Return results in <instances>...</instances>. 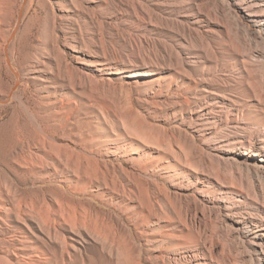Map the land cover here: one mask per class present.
I'll return each instance as SVG.
<instances>
[{"label": "bare ground", "instance_id": "1", "mask_svg": "<svg viewBox=\"0 0 264 264\" xmlns=\"http://www.w3.org/2000/svg\"><path fill=\"white\" fill-rule=\"evenodd\" d=\"M33 2L0 0V264H264V0Z\"/></svg>", "mask_w": 264, "mask_h": 264}, {"label": "rangeland", "instance_id": "2", "mask_svg": "<svg viewBox=\"0 0 264 264\" xmlns=\"http://www.w3.org/2000/svg\"><path fill=\"white\" fill-rule=\"evenodd\" d=\"M34 2L33 3H35V0H33ZM52 2H54V0H51ZM30 2V0H26V3L28 4ZM22 4H23V2H22ZM21 7H19V10H18V13H17V19H16V22L15 23H17V24H19L20 26L21 25H24L29 19H30V17L32 16V14H33V12L36 10V3L34 4V6H33V8H32V10L29 12V13H27L25 10L21 13L20 12V9ZM35 9V10H34ZM17 24H15V25H17ZM113 50H116V52L118 53V54H126V55H129V56H131V57H136L137 55H138V51H137V49H136V47H134L133 49L132 48H126L125 46H115V45H112V47H111ZM125 48V49H124ZM132 49V50H131ZM136 49V50H135ZM120 51V52H119ZM134 53H136V54H134ZM78 66H80V67H82L81 65H78ZM114 76H118V75H114ZM127 77V76H126ZM128 78V77H127ZM115 84L118 86V87H121L122 85H128V84H131V86L132 87H134V84L132 83V82H129V80L128 79H124V81H116L115 82ZM25 87V83H19L18 85H17V87H16V90L18 91V90H21V89H23ZM21 188H23V187H21ZM103 208H105V207H103Z\"/></svg>", "mask_w": 264, "mask_h": 264}]
</instances>
